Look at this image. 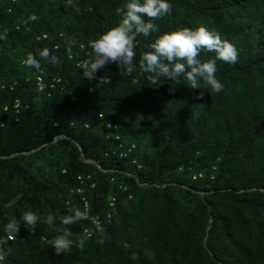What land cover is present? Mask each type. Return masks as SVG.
<instances>
[{
	"label": "trees",
	"instance_id": "16d2710c",
	"mask_svg": "<svg viewBox=\"0 0 264 264\" xmlns=\"http://www.w3.org/2000/svg\"><path fill=\"white\" fill-rule=\"evenodd\" d=\"M125 2L0 0V264H264V0H170L155 21L161 33L205 26L236 47L235 65L217 61L218 94L152 84L139 55L157 33L137 37L132 73L109 64L96 75L111 84L84 79L88 42ZM45 47L57 65L24 66ZM73 209L88 219L66 226L73 246L60 255L41 239L51 227L19 221L51 213L59 227ZM11 218L21 227L9 236Z\"/></svg>",
	"mask_w": 264,
	"mask_h": 264
},
{
	"label": "clouds",
	"instance_id": "9594fccd",
	"mask_svg": "<svg viewBox=\"0 0 264 264\" xmlns=\"http://www.w3.org/2000/svg\"><path fill=\"white\" fill-rule=\"evenodd\" d=\"M91 11V10H90ZM116 15L122 17L119 23L107 29L98 38L90 40L87 47L89 59L81 62V73L84 79L96 81L97 86L111 84V79L97 77L96 73L106 65L115 64L121 73H132L136 67V39L138 36L149 38L153 33L158 35L148 45V49L139 55V68L143 73L150 74L148 79L152 84H158L161 78L166 80H183L188 89L199 90L202 86L212 93H221L224 85L217 79V61L228 65H235L239 60L236 47L223 39L215 31H210L205 26L197 28L184 27L178 30L161 33L160 27L155 22L173 11L170 0H126L116 8ZM39 19L36 14L30 16L29 22ZM7 28L0 30V41L8 39ZM72 44L67 45L66 51L71 55ZM81 48L84 45H80ZM214 53V58L204 61L199 57L204 51ZM41 61H48L52 65L59 63V58L52 54L47 47L37 49L35 53H28L22 62L25 67L39 72ZM132 84H138V79H133ZM204 93L199 91L197 99H203ZM111 127V125H108ZM73 214L65 215L59 227L55 224L54 214L46 217L35 211L22 212L19 221H23L30 233H34L38 224H45L57 234L51 239L42 237V242L57 255L67 253L73 246L69 239L71 230L66 226L78 221L88 219L87 214L79 209H73ZM16 218H11L4 227L7 235L19 232L20 223ZM102 243V241H101ZM85 240L81 239L77 247L83 249ZM0 255V260H3Z\"/></svg>",
	"mask_w": 264,
	"mask_h": 264
},
{
	"label": "built area",
	"instance_id": "2783aa9c",
	"mask_svg": "<svg viewBox=\"0 0 264 264\" xmlns=\"http://www.w3.org/2000/svg\"><path fill=\"white\" fill-rule=\"evenodd\" d=\"M42 89H43V87L40 85L39 88H38V90L39 91H42Z\"/></svg>",
	"mask_w": 264,
	"mask_h": 264
}]
</instances>
